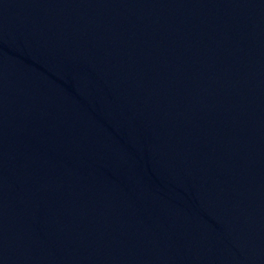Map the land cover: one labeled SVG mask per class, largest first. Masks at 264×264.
<instances>
[{
    "label": "water",
    "instance_id": "water-1",
    "mask_svg": "<svg viewBox=\"0 0 264 264\" xmlns=\"http://www.w3.org/2000/svg\"><path fill=\"white\" fill-rule=\"evenodd\" d=\"M0 264H264V0H0Z\"/></svg>",
    "mask_w": 264,
    "mask_h": 264
}]
</instances>
